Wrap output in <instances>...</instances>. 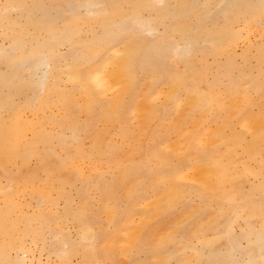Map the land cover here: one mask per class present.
<instances>
[{
    "label": "bare ground",
    "instance_id": "6f19581e",
    "mask_svg": "<svg viewBox=\"0 0 264 264\" xmlns=\"http://www.w3.org/2000/svg\"><path fill=\"white\" fill-rule=\"evenodd\" d=\"M32 2L0 0V264H264V0Z\"/></svg>",
    "mask_w": 264,
    "mask_h": 264
},
{
    "label": "rangeland",
    "instance_id": "374dc122",
    "mask_svg": "<svg viewBox=\"0 0 264 264\" xmlns=\"http://www.w3.org/2000/svg\"><path fill=\"white\" fill-rule=\"evenodd\" d=\"M25 1L28 3V5H31L33 3L32 0H29V2L27 0H25Z\"/></svg>",
    "mask_w": 264,
    "mask_h": 264
}]
</instances>
